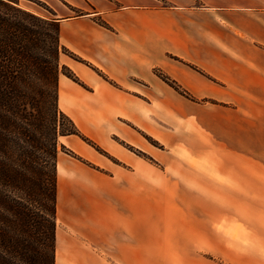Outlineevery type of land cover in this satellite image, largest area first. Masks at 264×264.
<instances>
[{
    "label": "crops",
    "instance_id": "0c3cea01",
    "mask_svg": "<svg viewBox=\"0 0 264 264\" xmlns=\"http://www.w3.org/2000/svg\"><path fill=\"white\" fill-rule=\"evenodd\" d=\"M38 1L44 11L24 8L58 23L74 74L60 75L58 105L95 148L79 136L64 146L97 167L71 175L91 187V211L83 199L70 216L77 170L58 157L74 235L57 233L56 264H146L148 186L182 258L172 264H264V0ZM243 205H254V247H211ZM78 211L91 224L79 227Z\"/></svg>",
    "mask_w": 264,
    "mask_h": 264
},
{
    "label": "trees",
    "instance_id": "16d2710c",
    "mask_svg": "<svg viewBox=\"0 0 264 264\" xmlns=\"http://www.w3.org/2000/svg\"><path fill=\"white\" fill-rule=\"evenodd\" d=\"M18 2L19 0H0V264H22V262L23 264H55L52 240L56 235L54 217L56 219L58 200L56 123L59 110V75H57V67L55 68L53 64L46 80L50 86L46 91V97L51 110L45 112L44 109H38L37 114L32 117L33 124L37 126H35L36 131L44 129L51 144L44 158L47 171L41 173L40 176H44L43 178L34 179L31 174L41 171L37 168L42 165L36 160L38 157H34L31 162L30 153L24 150L20 143V137L24 136L31 140L34 133L28 125L26 128H22L23 125L18 127L17 119L9 115L13 108L20 106V97L29 88L25 86L27 80L25 77L21 76L18 83L13 80L9 65L13 53L19 55L23 53L24 48L21 44L26 39L27 42L31 41L28 39L29 29L24 24L23 18L30 17L43 21L49 29L48 35L53 36L61 48L60 28L57 22L38 17L18 7ZM45 122L48 123L47 127ZM11 142L18 150L12 148L11 151L9 150L8 144ZM21 186H24L29 197L24 202L17 200L14 194ZM36 188L39 190V195ZM42 194L47 197L46 206L42 205V200H39L38 196Z\"/></svg>",
    "mask_w": 264,
    "mask_h": 264
},
{
    "label": "rangeland",
    "instance_id": "374dc122",
    "mask_svg": "<svg viewBox=\"0 0 264 264\" xmlns=\"http://www.w3.org/2000/svg\"><path fill=\"white\" fill-rule=\"evenodd\" d=\"M22 5V6H21ZM24 6H30L38 8L41 11H44L45 8L43 6V3L36 0L35 3L32 0H19L18 7H21L22 9L26 10ZM32 13V12H31ZM34 14V13H32ZM36 15V14H34ZM20 17V15H18ZM38 17H41L39 15H36ZM42 18V17H41ZM24 24L26 25L27 29H29V38L31 39L30 42L24 41V43L21 44V46L24 48L23 53L19 55L18 53H13L12 58L10 59V71L11 76L14 78L13 80L15 82H20V77H25L26 80V87L29 89L25 91V94L22 93V96L20 97V108H13L12 113L9 112V115L12 118H16V123L18 124V127L23 125L22 128H26L28 125V128L34 133V137L30 140L29 138H26L24 136L21 138V145L24 147V150L28 151L31 155L30 161L33 162L34 157H38L36 160L39 162L40 165L37 169L41 170L37 172V174H31L34 179H41L44 176H40L42 172H46L47 169L46 163H44V158H46L47 149L51 146L49 142V138L47 133H44V129L41 131H36L35 124H33L32 117H34L37 114L38 109L44 111H50L51 105H49L48 97H46V91L50 88L48 83L46 82L49 73L51 72V66L54 64L57 75H64L66 77L74 78V74L72 71L62 62L60 61L61 54H65L64 51L59 47L57 40L53 38V36L48 35L49 29L45 25V23L41 20H34L33 18L27 17L23 18ZM33 31V34H32ZM60 54V56H59ZM69 56V53H67ZM66 59V58H65ZM1 60V56H0ZM56 61V63H55ZM73 74V75H72ZM37 76L34 78V76ZM59 81V78H58ZM32 84V86H30ZM27 94V95H26ZM30 95V96H29ZM37 98V99H36ZM32 99H36L32 101ZM58 116H57V136H56V150H57V157L61 155V157L65 160L63 161L65 164H68L70 168L76 169L77 171L73 174H68V178L71 177V175H77L80 176L82 174L89 176L92 172L91 169H87L85 165H88L90 168H97L95 165H92L90 161L86 159H82L81 157L77 156L72 150H70L68 147L64 146V142L66 141L64 137L68 136H79L81 139H84L86 141V144L89 145V147H94L93 142L85 137L72 118L64 114L58 105ZM8 112V111H7ZM22 120V122L20 121ZM56 122V121H55ZM15 123V124H16ZM46 123V122H45ZM48 126V123L45 124V127ZM37 127V126H36ZM256 131L261 132L264 131V119H261L259 123L256 125ZM14 132L16 130H13ZM73 133L70 135V133ZM255 132V131H254ZM13 134V133H12ZM16 135V134H15ZM14 134L12 135V137ZM17 138V136H15ZM260 137V136H259ZM9 150L16 149L17 146L13 144L12 142L8 144ZM18 150V149H16ZM256 151V152H255ZM254 158L255 163L259 160L264 163V138L259 140H254ZM105 157L107 156V153L104 151L101 152ZM258 158H257V155ZM48 160V159H46ZM33 164V163H32ZM83 165V166H82ZM58 159H57V173H58ZM107 174V173H106ZM70 178L72 180L69 181L70 191V198L68 204L70 205V216H72V212H74V209H79L81 206H77L79 204V201L82 202L84 199L86 206L85 207V213L88 215V212L91 211V205L90 202L87 201L86 198L83 197L85 193H89L91 190L90 186H85L84 181L81 178L76 179ZM80 179V180H79ZM35 187H33L34 189ZM36 191L39 195V190L36 188ZM57 192H59V186L57 185ZM147 234H148V241H147V247H146V255H147V261L146 264H172V261L174 259L181 260L180 254L177 253L175 247L176 245L170 243L171 237L166 238L167 244H164V230H163V220H162V214H161V205L160 200L158 197V192L154 190V188H149L147 190ZM11 194H13L11 192ZM16 194L17 200H20L24 202L25 200H28L29 197L26 195V190L24 186H21L19 189L16 190L14 193ZM39 200H42V205L46 206L48 205L47 197L45 194H42L41 196H38ZM251 206L254 205H243L244 213L241 216L237 214V218L241 219L239 223L233 225V231L230 233V235H224V236H211L210 239H212L211 244H215L211 247H221L220 243H224L227 245L226 247H254V234L251 232L254 229L248 230V225L252 223L251 215L252 212L248 210ZM83 210V211H84ZM212 210L216 211L214 206L212 205ZM245 210H248L245 212ZM212 211V212H213ZM79 218V227L82 228V224L88 223L87 225L91 224L90 219H86L88 221H82V213L81 211H78L77 213ZM66 213L65 211L62 212L58 208V200H57V210H56V219L54 217V221L56 220V235L54 236V239L52 240V245L54 246V254H55V264H56V256L58 253V247L59 241L57 239V233H60V230H63L68 234L67 238L72 239L74 234H71L66 225H64V222H67V225H69L68 220L65 219ZM239 216V217H238ZM73 220H71L72 222ZM244 221V222H243ZM72 226V225H69ZM42 229V228H41ZM175 238V237H174ZM172 237V239H174ZM73 240V239H72ZM71 240V241H72ZM222 240V241H221ZM210 257V256H207ZM213 259L217 257H212ZM23 264V262H22Z\"/></svg>",
    "mask_w": 264,
    "mask_h": 264
}]
</instances>
